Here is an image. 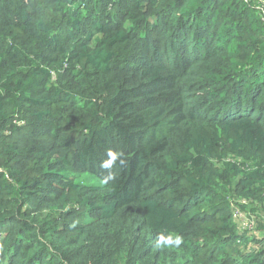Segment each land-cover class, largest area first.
Returning a JSON list of instances; mask_svg holds the SVG:
<instances>
[{
	"label": "trees",
	"instance_id": "16d2710c",
	"mask_svg": "<svg viewBox=\"0 0 264 264\" xmlns=\"http://www.w3.org/2000/svg\"><path fill=\"white\" fill-rule=\"evenodd\" d=\"M0 264H264V0H0Z\"/></svg>",
	"mask_w": 264,
	"mask_h": 264
},
{
	"label": "rangeland",
	"instance_id": "374dc122",
	"mask_svg": "<svg viewBox=\"0 0 264 264\" xmlns=\"http://www.w3.org/2000/svg\"><path fill=\"white\" fill-rule=\"evenodd\" d=\"M237 222H238V224L240 225L239 227H242V225H243V224H242L243 220L237 218ZM241 231H243V229H241ZM249 233H251V230H249ZM249 235H252V233L249 234ZM251 245H253L252 242H248V243H247V246H251ZM247 246H246V247H247ZM242 248H245V243L242 244Z\"/></svg>",
	"mask_w": 264,
	"mask_h": 264
}]
</instances>
